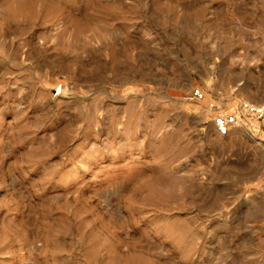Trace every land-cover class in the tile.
Here are the masks:
<instances>
[{"label": "rangeland", "instance_id": "obj_1", "mask_svg": "<svg viewBox=\"0 0 264 264\" xmlns=\"http://www.w3.org/2000/svg\"><path fill=\"white\" fill-rule=\"evenodd\" d=\"M243 99L264 0H0V264H264Z\"/></svg>", "mask_w": 264, "mask_h": 264}, {"label": "built area", "instance_id": "obj_2", "mask_svg": "<svg viewBox=\"0 0 264 264\" xmlns=\"http://www.w3.org/2000/svg\"><path fill=\"white\" fill-rule=\"evenodd\" d=\"M54 91L59 93L60 85ZM191 95L196 99L202 98L198 88L192 90ZM212 117V124L219 136L227 135L233 128H240L253 138L264 141V101L239 100L230 109L218 111Z\"/></svg>", "mask_w": 264, "mask_h": 264}]
</instances>
